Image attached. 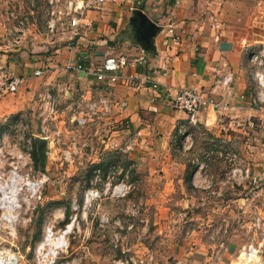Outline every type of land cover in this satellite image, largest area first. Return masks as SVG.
I'll list each match as a JSON object with an SVG mask.
<instances>
[{"label":"crops","instance_id":"0c3cea01","mask_svg":"<svg viewBox=\"0 0 264 264\" xmlns=\"http://www.w3.org/2000/svg\"><path fill=\"white\" fill-rule=\"evenodd\" d=\"M137 11L157 28L147 38L138 26ZM79 25L71 39L63 20L55 33L29 27L16 36L18 44L12 45V37L0 42V64L26 77L15 94L0 98V119L37 114V95L49 88L58 100L51 131L69 132L77 105L108 93L115 105L104 118L81 128L94 152L77 158L82 164L77 175H85L81 169L86 163L106 161L112 150L122 149L125 163L133 167L124 175L131 173L143 181V194L151 196L145 202L156 209L155 223L172 224L175 232L186 235L174 250L176 258L190 264H235L231 245L210 239L264 238L253 227L256 219L264 220V203L258 197L264 192V149L255 128L264 121V102L258 98L246 54L248 47L264 44V0H107L99 8L86 9ZM120 54L127 56L128 64L98 80L93 72L107 57ZM38 68L43 74L35 77ZM228 76L230 80L223 82ZM189 88L217 104L199 112L195 124H186V114L172 102L178 91ZM123 100L126 105L119 106ZM185 126L194 140L202 130L221 148L230 140L238 144L246 155L240 152L237 164L243 162L241 168H247L248 175L230 176L221 150L215 155L185 154L181 141ZM249 133L256 138L251 136L250 141L244 136ZM55 157L51 153L46 168L55 164ZM61 174L69 177L73 172ZM127 193L117 200L108 191L96 213L109 212L114 202L130 212L132 199ZM132 224L130 219L128 237ZM110 233L118 238L108 231L110 238ZM98 250L103 257L80 264H106L105 252ZM87 251L96 256V250Z\"/></svg>","mask_w":264,"mask_h":264},{"label":"rangeland","instance_id":"374dc122","mask_svg":"<svg viewBox=\"0 0 264 264\" xmlns=\"http://www.w3.org/2000/svg\"><path fill=\"white\" fill-rule=\"evenodd\" d=\"M48 10L47 0H0V42L11 37L12 32L22 28V26L23 29L32 27L36 31L46 29ZM19 19H24L22 26L18 22ZM70 122L69 132L57 131L55 141H59V143L57 142L49 147L47 146L48 141L42 138L39 119L33 111L30 112L29 116L18 114L0 119V135L3 130L8 129L6 135L10 147L14 146L15 149L21 152L30 151L31 155L34 147L35 151L41 148L45 153L46 160L50 158L51 153L56 156L53 159L55 164H51L48 168L45 166L43 169L33 167L35 177L41 178L44 174L46 179L40 188L38 197L33 200L30 199L22 205L21 220L14 228L15 237H11L6 234L3 228H0V247L9 248L12 245L18 260L17 264H31L35 259V248L43 239V226L49 225L54 231H58L62 230L72 220V225L65 238V246L56 248L57 253L52 256L49 253L45 255L50 248V245H46L42 253L43 258L41 257L43 263L54 261L55 264H80L87 261V259L93 262L96 261L93 258L99 256L101 251L98 249H100L105 252L106 259L104 262L106 264H114L119 261L124 264L126 262L127 264H173L177 260L174 250L185 241L182 239H186L185 233L183 231L175 232L176 228H173L172 224L165 227L155 223L154 213L156 209L153 203L147 204L145 202L151 196L143 194L146 190L143 181L131 173L127 176L124 175L126 170L131 171L133 167L131 168L130 165L125 163L126 157L124 155L126 153L122 149L112 150L109 154L111 158L107 155L106 161L95 164L86 163V169H81L82 172L85 171V175L81 176V173L77 175L82 166V164L77 163V158H83V156L90 155L94 151L93 144L89 143V136H86L88 133L81 130L87 124L80 127L75 123L76 121L71 120ZM186 124H189V122L187 121ZM76 125L80 127V130L77 131ZM255 128H257L256 132L258 134L261 133L260 147L264 149V121ZM187 129L188 126H185V132L181 136L182 149L185 154L215 155L219 150H226L230 154L242 157V149L240 151L238 144L232 140H230L228 146L223 144L221 148L217 140L211 141L202 130H197L196 140H194ZM90 134L93 135L92 131L89 132ZM244 136L249 137L250 141L251 136L256 138V135L254 136L251 133L244 134ZM74 138L79 146L77 150L71 148ZM103 139L105 137L101 136V140ZM255 141L257 142V140ZM97 142L102 144L100 140ZM54 149L55 152H53ZM67 149L72 150L71 162L63 161V151ZM243 153L246 155L245 150ZM103 154L105 155L106 151H103ZM224 162L229 171L235 167L228 161ZM237 165L240 168L244 167L243 162ZM51 170L55 172L52 176L49 175ZM65 170H70L73 174L64 177L61 172ZM107 181L110 182L111 188L121 182L126 183L128 186L127 194L132 199L130 212L127 208V213H125L124 208L114 202L108 209L110 213L104 210L101 213H96L100 200L108 194V192L103 191ZM261 186L264 187V179L261 180ZM86 190H94L98 194L89 201L84 202ZM116 193L112 196L117 200L124 195L118 193V191ZM246 197L251 198L252 195L246 194ZM258 197L264 203V192ZM73 202L79 207L76 212L73 210ZM262 211L264 212V207ZM130 219L133 224L130 230L131 234L128 237V222ZM97 220H100V227L97 225ZM125 220L127 222L126 228L124 227ZM262 222L264 223V220ZM221 230L219 229L218 233ZM108 231L115 233L118 238H114L112 233H110L112 235V238H110ZM262 232L264 233L263 227L255 231L256 235ZM126 235L127 237H125ZM261 236L263 237V234ZM245 237L248 236L245 235ZM222 239L226 245H231L234 261L242 246L247 245L250 241L260 245V258L264 260V238H213L210 241L219 243ZM92 249L96 250V256L92 254V251H87ZM87 252L91 254H86Z\"/></svg>","mask_w":264,"mask_h":264},{"label":"built area","instance_id":"2783aa9c","mask_svg":"<svg viewBox=\"0 0 264 264\" xmlns=\"http://www.w3.org/2000/svg\"><path fill=\"white\" fill-rule=\"evenodd\" d=\"M107 0H47L49 4V10L46 18V30L50 33H55L58 29V25L67 20L68 36L71 39L73 34L80 26V17L83 12L89 7L99 8ZM15 18L17 16H14ZM22 26L24 19L18 20ZM23 29L19 28L12 32V45L18 44L19 39L16 37L21 33ZM169 31H172V25H169ZM246 54L249 64L252 66V75L258 86L259 100L264 102V44H260L258 48L248 47ZM128 64V58L124 54L118 56L107 57L102 65L101 69L94 71L93 74L98 80L106 77V72H114L119 68H122ZM43 70L41 68L33 71V76H41ZM26 77L18 74L14 69L9 66L0 64V98L8 95L15 94L19 88L24 84ZM230 77L223 79V82H228ZM37 117L39 119V129L42 134V138L49 143L55 144V134L51 131L50 125L56 119L58 115V100L49 88L44 89L37 95ZM173 106L183 111L186 114L189 124H195L198 113L205 110L209 106L216 107L217 104L211 97L203 93L202 91L194 88L183 89L178 91L173 98ZM111 105H115L112 98L106 94H100L96 97L90 98L88 102L81 101L77 105V114H75V123L83 127L91 121L104 118L108 114ZM119 106H125L126 102H118ZM8 129L2 131L0 135V228L6 231V234L11 237H15L14 228L19 224L21 220L22 205L28 200H33L38 197L40 188L46 179V176L42 174L41 178L34 175V162L31 152H21L15 149L14 146L10 147L7 141ZM78 149V143L75 138L71 144V148ZM229 163L233 164L232 170H230V176L243 177L248 175L247 168L237 167L238 156L222 151L220 153ZM63 161H72V150L67 149L63 151ZM120 187L121 189H118ZM128 186L126 183H119L117 186L111 188L110 182L107 181L104 185L103 191L106 193L124 194ZM98 193L94 190H86L84 193V202L89 201L93 195L94 197ZM78 205L73 202V210H78ZM27 220V218H26ZM23 220V221H26ZM102 221V220H101ZM72 225V220H71ZM71 225L68 224L58 231H54L51 226H43V239L35 248V259L31 264H45L41 257L46 245H49V241L56 238H66ZM254 229L257 230L261 227L264 228L262 220L256 219L254 222ZM13 231V232H12ZM254 240V239H253ZM61 248V247H59ZM57 253V252H56ZM55 253V254H56ZM43 258V257H42ZM17 264L18 260L12 245L9 248L0 247V264ZM46 264H55L54 261L47 262ZM114 264H124L123 262H115ZM127 264V262H126ZM173 264H190L187 260L177 259ZM235 264H264V260L260 258V245L250 241L247 245L243 246L238 252L235 260Z\"/></svg>","mask_w":264,"mask_h":264},{"label":"water","instance_id":"95a60500","mask_svg":"<svg viewBox=\"0 0 264 264\" xmlns=\"http://www.w3.org/2000/svg\"><path fill=\"white\" fill-rule=\"evenodd\" d=\"M135 16H136V20H137L139 28L144 33L143 34L144 38H147L150 35L149 34L150 31L157 30L154 24L151 21H149V19L144 14H142L140 11H137Z\"/></svg>","mask_w":264,"mask_h":264},{"label":"bare ground","instance_id":"6f19581e","mask_svg":"<svg viewBox=\"0 0 264 264\" xmlns=\"http://www.w3.org/2000/svg\"><path fill=\"white\" fill-rule=\"evenodd\" d=\"M24 2V1H23ZM8 14V13H7ZM44 21V20H43ZM73 104V103H72ZM186 120V119H185ZM181 131V130H180ZM27 134V133H26ZM24 135V134H23ZM58 136V135H57ZM32 142V141H31ZM59 143V141H57ZM123 171V170H122ZM105 175V174H104ZM129 178V177H128ZM118 189H121L120 187H118ZM94 196V195H93ZM93 198V197H92ZM50 219V218H49ZM71 225V223L68 224V227ZM66 244V240L65 238H54L52 239L51 241H49V245H50V248L47 250V253L45 255H47L48 253L51 254L52 256L55 255L56 251L55 249L56 248H59V247H63L65 246ZM12 264H13V261H12Z\"/></svg>","mask_w":264,"mask_h":264},{"label":"trees","instance_id":"16d2710c","mask_svg":"<svg viewBox=\"0 0 264 264\" xmlns=\"http://www.w3.org/2000/svg\"><path fill=\"white\" fill-rule=\"evenodd\" d=\"M33 161H34V168L39 167L40 169H43L45 166V153L43 149H39L38 151L34 150L32 151Z\"/></svg>","mask_w":264,"mask_h":264}]
</instances>
